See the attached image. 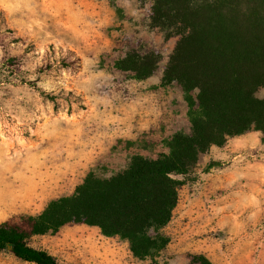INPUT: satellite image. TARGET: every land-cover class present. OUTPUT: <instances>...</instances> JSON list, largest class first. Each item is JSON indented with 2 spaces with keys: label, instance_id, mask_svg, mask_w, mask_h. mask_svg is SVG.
Instances as JSON below:
<instances>
[{
  "label": "rangeland",
  "instance_id": "rangeland-1",
  "mask_svg": "<svg viewBox=\"0 0 264 264\" xmlns=\"http://www.w3.org/2000/svg\"><path fill=\"white\" fill-rule=\"evenodd\" d=\"M149 6L0 0V221L39 212L90 170L109 176L132 154L167 152L169 137L189 130L180 86L160 84L175 37L149 26ZM130 49L161 53L150 77L115 67ZM183 178L163 227L169 241L154 257L138 258L126 240L83 223L32 244L59 264H197L194 254L213 264H264V135L252 130L211 146ZM0 264L33 263L0 250Z\"/></svg>",
  "mask_w": 264,
  "mask_h": 264
},
{
  "label": "trees",
  "instance_id": "trees-1",
  "mask_svg": "<svg viewBox=\"0 0 264 264\" xmlns=\"http://www.w3.org/2000/svg\"><path fill=\"white\" fill-rule=\"evenodd\" d=\"M139 1L150 3L149 26L162 31L165 39L175 37L160 84L180 86L189 130L174 132L167 152L155 157L132 154L123 169L109 176L90 170L70 194L49 200L39 212L1 220L0 250L24 262L59 264L32 239L75 223L119 236L138 258L158 255L169 241L163 227L177 204L178 189L199 156L248 131L264 135V97L256 95L264 88V0ZM161 58L158 50L130 49L114 65L144 79ZM192 260L213 264L202 254Z\"/></svg>",
  "mask_w": 264,
  "mask_h": 264
}]
</instances>
